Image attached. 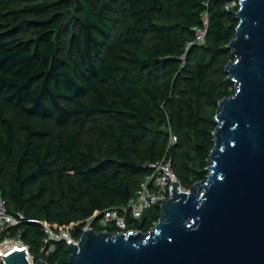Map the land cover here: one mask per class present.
Listing matches in <instances>:
<instances>
[{
	"label": "trees",
	"instance_id": "obj_1",
	"mask_svg": "<svg viewBox=\"0 0 264 264\" xmlns=\"http://www.w3.org/2000/svg\"><path fill=\"white\" fill-rule=\"evenodd\" d=\"M206 1L0 0V194L19 222L0 243L70 264L66 243L40 255L36 221L78 225L79 239L86 220L126 205L164 157L185 189L206 181L218 105L235 94L225 67L239 4L225 5L239 0ZM205 14L206 43L183 66ZM160 215L155 206L129 223L148 233Z\"/></svg>",
	"mask_w": 264,
	"mask_h": 264
},
{
	"label": "water",
	"instance_id": "obj_2",
	"mask_svg": "<svg viewBox=\"0 0 264 264\" xmlns=\"http://www.w3.org/2000/svg\"><path fill=\"white\" fill-rule=\"evenodd\" d=\"M236 20L235 94L219 102L206 181L187 192L173 182L148 233L85 231L70 264H264V0H240ZM21 244L6 264H30Z\"/></svg>",
	"mask_w": 264,
	"mask_h": 264
},
{
	"label": "built area",
	"instance_id": "obj_3",
	"mask_svg": "<svg viewBox=\"0 0 264 264\" xmlns=\"http://www.w3.org/2000/svg\"><path fill=\"white\" fill-rule=\"evenodd\" d=\"M211 0H207L205 5L208 7ZM238 3L233 1L225 5L226 10L233 9ZM209 16L208 14L203 15L202 24L199 27L194 28L195 38L194 41L189 42L185 49V54L181 57L183 66L187 62V54L194 45H203L206 43V39L209 31ZM170 147L175 146L179 139L175 134H171L170 137ZM149 169V174H147L142 182L140 183L138 189L135 192V197L132 198L126 205L118 208H110L102 213L91 217L86 220V225L83 228V233L87 230L93 229V225L97 226L102 230V232H108L109 230H116L119 233H129L133 231H138L131 227V222L140 221L145 212L152 209L155 206H160L163 203L170 200V188L173 182L179 183V192H187L173 168L172 159L164 157L162 160L149 163L147 165ZM176 179V180H175ZM46 232V238L44 240V245L40 250V255L47 256L54 248V243L61 242L68 244H78L79 239H76L72 230L78 225L72 224L70 226L56 227L48 222H40ZM18 219L15 215L9 213L7 209V203L3 195L0 194V231L5 232L7 229L16 226L18 224ZM20 240H14V242ZM11 240H6L3 243H0V261L1 264H6L4 257L9 255L10 247L7 246ZM22 243V242H21ZM4 244V245H2ZM22 249L27 253V258L30 264H36L35 257L31 255L29 248L21 244ZM69 246V245H68Z\"/></svg>",
	"mask_w": 264,
	"mask_h": 264
},
{
	"label": "rangeland",
	"instance_id": "obj_4",
	"mask_svg": "<svg viewBox=\"0 0 264 264\" xmlns=\"http://www.w3.org/2000/svg\"><path fill=\"white\" fill-rule=\"evenodd\" d=\"M171 134H173V133L170 131V136H169V139H168V145H170V142H171V141H170ZM90 140H91L90 137H85V138H84V141H85L86 144L89 143ZM151 210H152V209L146 211V212H145V215H149V214L151 213ZM12 241H14V240H12ZM0 264H1V261H0Z\"/></svg>",
	"mask_w": 264,
	"mask_h": 264
},
{
	"label": "bare ground",
	"instance_id": "obj_5",
	"mask_svg": "<svg viewBox=\"0 0 264 264\" xmlns=\"http://www.w3.org/2000/svg\"><path fill=\"white\" fill-rule=\"evenodd\" d=\"M7 246H10V248H13L14 247V241L11 240V242L8 243Z\"/></svg>",
	"mask_w": 264,
	"mask_h": 264
}]
</instances>
